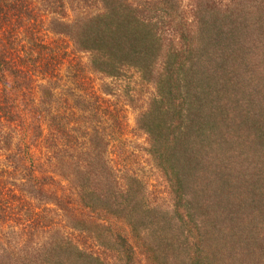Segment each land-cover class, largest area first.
Wrapping results in <instances>:
<instances>
[{
  "label": "trees",
  "instance_id": "16d2710c",
  "mask_svg": "<svg viewBox=\"0 0 264 264\" xmlns=\"http://www.w3.org/2000/svg\"><path fill=\"white\" fill-rule=\"evenodd\" d=\"M46 1L50 31L88 56L91 74L116 79L132 70L155 87L136 127L167 198L106 158L105 131L120 126L112 112L103 125L85 120L68 129L71 120L58 110L48 120L52 141L66 137L83 156L59 157L65 189L54 190L55 178L43 170L38 178L29 155L12 153L17 113L8 93L30 85L21 81L27 72L7 60L2 34L0 155L15 172L7 174L11 182L0 171V227L22 209L18 235L25 226L51 233L47 215L58 211L68 229L102 252L58 234L40 247L15 249V228L0 236V264H264V0ZM3 2L0 17L7 19ZM86 10L98 13L80 15ZM68 11L72 21L63 20ZM93 124L99 126L89 131Z\"/></svg>",
  "mask_w": 264,
  "mask_h": 264
},
{
  "label": "rangeland",
  "instance_id": "374dc122",
  "mask_svg": "<svg viewBox=\"0 0 264 264\" xmlns=\"http://www.w3.org/2000/svg\"><path fill=\"white\" fill-rule=\"evenodd\" d=\"M183 1L185 5L188 4V0ZM3 3H6L7 19L0 17V36L3 34L1 38L6 58L10 64L18 66L19 70L27 72L21 81L30 85L29 88H22L15 93L10 91L9 98L6 96L7 102L12 104L11 114L17 113V119L10 122L11 128L17 133L11 152L21 153L18 156L22 158L26 156L25 153L29 155V160L36 166L34 170L38 178L42 176L40 171L43 170L44 174L47 172V176L55 178L57 186L55 185L54 190L65 189L68 187L67 181L60 179L57 174L60 167L59 157L64 151H67L68 159H82L83 156L80 150L65 145L66 137L61 139L62 142L58 141L60 143L52 141L46 127L48 120L54 117L58 110L59 117L65 114L71 120L68 129L70 126L79 128L80 125L84 127L85 120L95 123L99 121L103 125L109 121V114L112 112L117 116L120 126L105 131V140H110L105 149L106 158L120 164L116 167H119L121 175L128 168L145 184L149 192L152 191L166 200V181L153 166L146 137L136 127L137 118L146 111L149 102L155 97V87L143 82L141 76L132 70H127L121 78L116 79L91 74L88 69V56L79 53L69 38L50 31L49 20L52 16L46 11L49 9L46 0H6ZM86 11L80 15L98 13L95 10ZM73 19L74 16L68 11L63 20ZM103 88L110 95L103 93ZM64 108L65 112H62L61 109ZM36 121H40L41 135L34 129ZM97 126L99 124L91 125L89 131ZM6 155H0V171L4 173L5 181L12 182L14 178L7 174L15 171L12 168L13 163L6 161ZM47 161L50 163L47 164ZM55 168L56 175L52 173ZM35 206L40 207V211L44 205ZM18 214L20 217L24 215L23 210ZM47 216H51L55 223L51 233L42 234L34 227L25 226L18 235L24 226L20 221L23 218L14 217L0 227V236L7 239L9 233L16 228V233L9 241L12 248L16 249L19 245L40 247L46 242H51L52 237L58 234L75 246L101 254L102 251H98L94 243L68 229L61 212L54 211L53 215ZM140 260L142 261V258Z\"/></svg>",
  "mask_w": 264,
  "mask_h": 264
}]
</instances>
